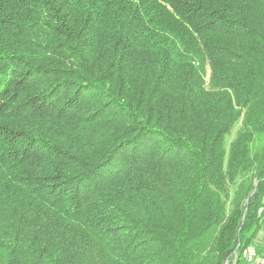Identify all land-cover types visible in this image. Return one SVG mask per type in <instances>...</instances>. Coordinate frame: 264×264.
I'll list each match as a JSON object with an SVG mask.
<instances>
[{
	"label": "trees",
	"instance_id": "16d2710c",
	"mask_svg": "<svg viewBox=\"0 0 264 264\" xmlns=\"http://www.w3.org/2000/svg\"><path fill=\"white\" fill-rule=\"evenodd\" d=\"M263 226L264 0H0V264H252Z\"/></svg>",
	"mask_w": 264,
	"mask_h": 264
},
{
	"label": "rangeland",
	"instance_id": "374dc122",
	"mask_svg": "<svg viewBox=\"0 0 264 264\" xmlns=\"http://www.w3.org/2000/svg\"><path fill=\"white\" fill-rule=\"evenodd\" d=\"M236 129H237V126L234 128V131L233 132H235ZM229 139H230V137H227L226 144L229 141ZM260 236L261 237L259 238V240H257L256 245H259V247L261 248V255H263L262 257L264 258V243L262 242L264 240V226L262 227V234ZM258 263H259L258 260L257 261L254 260L252 262V264H258Z\"/></svg>",
	"mask_w": 264,
	"mask_h": 264
},
{
	"label": "crops",
	"instance_id": "0c3cea01",
	"mask_svg": "<svg viewBox=\"0 0 264 264\" xmlns=\"http://www.w3.org/2000/svg\"><path fill=\"white\" fill-rule=\"evenodd\" d=\"M254 260H258V264H264V258H259V257H256ZM261 260V261H260Z\"/></svg>",
	"mask_w": 264,
	"mask_h": 264
}]
</instances>
